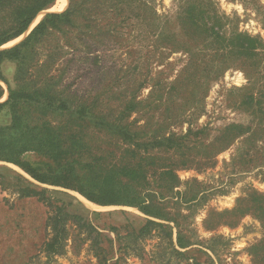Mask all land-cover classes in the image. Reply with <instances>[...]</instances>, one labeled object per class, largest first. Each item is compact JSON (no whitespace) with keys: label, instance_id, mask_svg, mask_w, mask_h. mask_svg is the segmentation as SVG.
Returning a JSON list of instances; mask_svg holds the SVG:
<instances>
[{"label":"rangeland","instance_id":"rangeland-1","mask_svg":"<svg viewBox=\"0 0 264 264\" xmlns=\"http://www.w3.org/2000/svg\"><path fill=\"white\" fill-rule=\"evenodd\" d=\"M60 1L39 13L23 35L0 50L21 42L47 12L69 7L70 0L64 8ZM187 1L94 0L93 8L88 9L89 3L85 5L87 10L78 12L79 28L54 31L38 48L42 61L56 62L57 72L63 77L62 87L76 92L94 111L115 114L121 108V99L134 96L141 101L129 121L135 120L134 127H143L147 133L182 136L192 128L193 142L210 144L218 143L231 123L251 125L248 132L212 157L192 154L191 162L176 170L181 180L176 190L181 192L184 203L177 205L174 202L179 196L172 197L169 212L187 229L191 246L177 245L176 228L173 238L157 227L156 231L140 232L147 216L137 207L93 203L76 191L41 184L17 165L0 161V179L5 177L7 186L15 182L14 170L40 187L64 191L48 195L55 207L64 202L67 213L79 214L99 228L108 242L109 260L103 261L106 264H264L249 250L264 237L261 219L252 211L237 219L231 214L218 215L233 209L242 199L249 200L246 205L251 207L255 191L264 196V122L259 125L247 111L248 106L241 105L244 89L250 88L264 107V65L249 69L240 60H228L226 69L213 73L210 68L214 59L209 52L197 51V61L189 63L192 54L173 51L158 38L157 31L176 32L182 40L179 15ZM213 1L220 12L231 18V27L235 25L240 32L264 39V0ZM199 48L204 49L202 44ZM15 70L14 62L3 66L10 80ZM248 75L255 81L250 82ZM195 76H201L200 80ZM176 79L182 81L174 89ZM0 82L4 87L2 102L8 98L9 90L5 81ZM8 121L9 117L0 113V123ZM158 155L166 162L178 159L172 151H160ZM51 213V206L43 200L21 198L12 187L0 184V264H103L94 255L96 248L82 240L69 242L60 255L46 252ZM223 219H236V224L222 223ZM74 223H69L70 234L83 239L86 233H81L86 232V227L80 229ZM165 223L175 227L171 221ZM120 245L127 250L119 261ZM175 248L190 250L189 258L175 252Z\"/></svg>","mask_w":264,"mask_h":264},{"label":"trees","instance_id":"trees-1","mask_svg":"<svg viewBox=\"0 0 264 264\" xmlns=\"http://www.w3.org/2000/svg\"><path fill=\"white\" fill-rule=\"evenodd\" d=\"M56 1L0 0V47L23 35L38 14ZM187 2L179 15L182 40L178 39L176 32L157 31L158 38L173 51L192 54L189 63L197 61L194 57L197 51L209 52L214 59L210 68L213 73L226 69L228 60H240L242 66L249 69L264 65V39L260 35L240 32L235 25L231 27V18L220 12L213 0ZM89 3L90 10L95 5L94 0H70L67 9L47 12L21 42L0 50V79L5 81L9 90L8 98L0 102V113L9 117L8 122L0 123V161L17 165L41 184L76 191L93 203L137 207L147 216L140 232H151L157 227L173 238V229L176 228L177 245L188 248L193 244L191 237L179 219L169 212L168 206L172 197L179 196L174 202L177 205L184 203L181 192L176 190L181 183L177 168L191 162L192 154L212 157L252 127L231 123L223 130L218 143L210 144L201 140L193 142L192 128L182 136L147 133L143 127H134L135 120L129 121L141 103L134 96L124 101L121 99L118 113H104L94 111L86 100L78 98L76 92L62 87L63 77L57 72L56 62L42 61L38 47L54 31L79 28L78 12L85 10ZM198 43L204 49L199 48L201 44ZM6 62L16 64L13 80L4 75ZM249 77L250 82L255 81ZM196 78L200 80L201 76ZM181 81L176 79L173 88ZM250 91V88L244 89L241 105L248 106L247 111L261 125L264 107L258 96ZM3 94L4 87L0 82V99ZM197 148H203V153L194 152ZM160 151H172L178 159L166 162L158 155ZM11 172L15 182L7 186L4 177L0 179L2 186L12 187L21 198L37 197L52 208L47 222L50 234L45 242L46 252L60 255L69 242L73 244L82 240L96 248L94 255L100 258V263L109 260L108 242L98 227L79 214L67 213L64 202L54 206L49 192L64 191L40 187L18 172ZM251 197L254 200L251 207L246 205L249 200L242 199L238 200L236 207L218 215L231 214L237 219L246 211H252L264 225V196L255 191ZM92 214L98 213L93 211ZM236 219H223L222 223L235 225ZM168 221L175 227L165 223ZM69 223L80 229L86 227V232L81 233H86L83 239L70 234ZM118 250L120 261L127 249L122 250L120 245ZM249 250L256 259L261 258L264 262V237ZM174 251L189 258L190 250L175 248Z\"/></svg>","mask_w":264,"mask_h":264},{"label":"bare ground","instance_id":"bare-ground-1","mask_svg":"<svg viewBox=\"0 0 264 264\" xmlns=\"http://www.w3.org/2000/svg\"><path fill=\"white\" fill-rule=\"evenodd\" d=\"M60 3H61V8H64L67 3V0H61Z\"/></svg>","mask_w":264,"mask_h":264}]
</instances>
